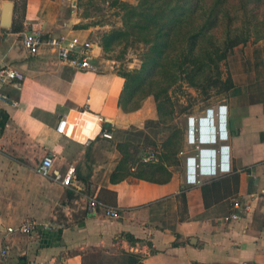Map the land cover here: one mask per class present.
<instances>
[{
	"label": "crops",
	"instance_id": "crops-1",
	"mask_svg": "<svg viewBox=\"0 0 264 264\" xmlns=\"http://www.w3.org/2000/svg\"><path fill=\"white\" fill-rule=\"evenodd\" d=\"M5 2L14 5L10 27L2 25ZM69 7L71 0H0V63L26 76L20 86L6 87L0 102L1 116L8 117L0 133V264H85L95 252L121 253L127 264L130 256L137 264H264V42L250 52L253 76L234 77L232 90L241 95L227 105V168L198 176L200 185L189 183L186 159L197 152L185 138L178 154L183 172L171 171L167 183L113 179L123 160L119 144L134 143V128L141 133L147 123H163L152 108L126 113L119 107L125 80L114 71H82L47 46L37 55L25 50L24 32L85 40ZM255 94L261 99L253 100ZM167 139L153 145L160 149ZM47 156L54 158L53 172L76 168L72 187L38 172ZM94 199L119 217L101 207L94 214ZM237 201L241 219L225 223ZM24 224L35 232H9Z\"/></svg>",
	"mask_w": 264,
	"mask_h": 264
},
{
	"label": "trees",
	"instance_id": "trees-1",
	"mask_svg": "<svg viewBox=\"0 0 264 264\" xmlns=\"http://www.w3.org/2000/svg\"><path fill=\"white\" fill-rule=\"evenodd\" d=\"M114 5L122 6L125 11L129 31L115 30L106 35L104 48L110 50L128 35H142L140 40L151 44L140 70L119 74L125 80L119 107L126 113L136 112L147 96H153L161 123H166L168 117L174 118L175 110L167 95L168 88L160 84L159 77L169 82L168 87L176 82L178 73L197 91L203 92L208 87V90L219 89V93L229 92L234 85L230 78L222 79L220 63L235 48L246 46L251 39L254 43L264 40V13L260 12L264 9V0H138L137 6L115 0ZM220 31L223 37L218 38ZM178 45L180 50L176 52L174 48ZM175 54L179 58L175 59ZM1 118L0 133L8 121L6 116ZM182 144L183 131L176 128L163 143L164 151L157 156L161 158V164L137 160L129 153L128 144H119L123 160L113 179L123 178L120 171L130 163L132 169L138 165L130 175L154 183H167L171 174L163 163L178 164ZM157 174L166 177L157 181L154 179ZM125 237L137 242L130 235ZM130 258L131 264L138 263L136 256Z\"/></svg>",
	"mask_w": 264,
	"mask_h": 264
},
{
	"label": "rangeland",
	"instance_id": "rangeland-1",
	"mask_svg": "<svg viewBox=\"0 0 264 264\" xmlns=\"http://www.w3.org/2000/svg\"><path fill=\"white\" fill-rule=\"evenodd\" d=\"M114 1L115 0H76V8L69 7V10L76 12L80 18L79 23L75 26L76 29L85 30L87 32L86 39L93 43L99 44V49L94 61L95 65L99 68L98 70H110L119 75L128 71L133 72L140 70L143 66V62L147 53L151 49V44L141 41L140 38H142V35L137 37L128 35V37H126L123 41L115 43V45L112 46L110 50L104 48L102 44L106 35H109L115 30L129 31L125 22L127 18L126 13L122 6H115ZM123 1L134 6L138 5V0ZM260 10V12L264 13V9ZM222 33V31L218 32L217 37H223ZM261 42H264V40L254 43V41L251 39V41L246 46H239L235 48L232 53L228 55V58L220 63L222 79L226 80L230 78L235 87L234 77L237 74L243 73L246 75V77H248V74L253 76V71H250V52L253 48L260 45ZM174 49H176V52L179 51V45ZM174 57L175 59L179 58L178 54H175ZM173 63L176 66V62L173 61ZM215 77L216 74L214 75V78ZM157 80H159L160 84L164 88H168L167 95L169 96L170 103L172 104L175 113L174 118H166V123H163L161 126L156 127L154 124L147 123V130L142 131L141 133L134 131V128L132 131L135 136L133 138L134 143L131 141H127L126 143L129 146V153L134 158H137V160H141L142 162H144V159L146 158V162L151 161L155 164L162 163L161 158H158L157 156H159V153L163 152L164 150L162 149V146L160 149H158L153 144L157 143L160 146L162 141L165 138H168L174 132V128L183 131V144L181 150L186 148L185 138L189 116H196L205 109L217 105L221 106L226 104L232 107L236 97L241 95L238 93L235 94L234 90L226 93H219V89L213 88L208 90V87H206L205 91L203 92L197 91L193 88H190L185 82L184 77L178 73L176 82H173L170 87H168L169 82H167V80H165V82L164 78L159 77ZM262 90H264V88H262ZM250 92L251 91H249L247 95H249ZM257 99L261 98H257V95L255 94L253 100ZM151 108L152 111H156L157 114L155 98L153 96H147L142 102L141 109L149 112L151 111ZM183 110H186L184 111L185 113H181ZM158 119L159 118L157 116V120ZM160 128H164V130ZM151 153L156 154V158L153 160H151L149 157L152 156ZM178 161V164L170 162L163 163L167 171L171 174V177H173L172 172L174 171L178 175L183 172V158L179 157V155ZM132 166L133 165L129 163L127 168L122 173V176H130V174L134 172L132 171ZM136 166L138 167V165L135 164L134 167ZM165 177L166 175L157 174L154 176V179L161 181ZM85 264H127V258L121 253L107 255L104 253L95 252L87 256Z\"/></svg>",
	"mask_w": 264,
	"mask_h": 264
},
{
	"label": "built area",
	"instance_id": "built-area-1",
	"mask_svg": "<svg viewBox=\"0 0 264 264\" xmlns=\"http://www.w3.org/2000/svg\"><path fill=\"white\" fill-rule=\"evenodd\" d=\"M71 1L73 7L76 8V0ZM22 43L30 55H37L41 47L47 46L56 53L58 59L63 63H67L82 71L97 72L99 69L94 63L99 44L88 41L87 39L82 40L78 37H67L65 35L44 38L35 32H24L22 34ZM25 78L26 76L22 71L0 63V102L7 99L5 93L6 87L10 85L20 86L25 81ZM228 113L227 105H217L205 109L196 116L188 117L186 143L190 147L195 148L197 152L196 157H188L186 159V174L189 183L200 185L202 181L198 179V176H203L204 174L211 175L212 173H216L218 169L223 170V164L226 161L229 162V152L226 153L225 151V148L228 147L226 143L230 136ZM191 120H193V123ZM207 120L210 121L208 122ZM98 121L103 123L105 120L103 117H98ZM65 125L66 121L62 122V125L57 128L60 134L64 133ZM102 136L105 139H113V135L107 131H103ZM212 146L215 148H212ZM180 154L183 155L184 152ZM150 159H155V154ZM53 168L54 158L47 156L38 166V172L42 176L51 178L65 187L73 186V180L76 177V168H69L66 174L53 172ZM89 205L94 214L97 213V208L101 207L108 217H119V213L116 210L109 208L96 199L92 200ZM242 207L241 202H235L232 213L224 218V222L231 223L240 220ZM15 231L23 234H32L35 232V227L32 224H24L17 230L9 228L10 233ZM5 256L6 252L3 251L2 257L5 258Z\"/></svg>",
	"mask_w": 264,
	"mask_h": 264
},
{
	"label": "water",
	"instance_id": "water-1",
	"mask_svg": "<svg viewBox=\"0 0 264 264\" xmlns=\"http://www.w3.org/2000/svg\"><path fill=\"white\" fill-rule=\"evenodd\" d=\"M13 3L12 2H5L4 4V10H3V17H2V25L4 27H10L11 26V18L13 13ZM226 153H228L229 148H225ZM227 166V164H226ZM224 166V168H227Z\"/></svg>",
	"mask_w": 264,
	"mask_h": 264
}]
</instances>
